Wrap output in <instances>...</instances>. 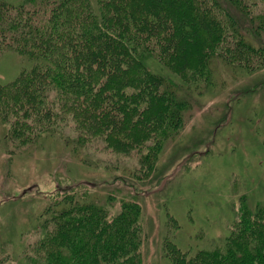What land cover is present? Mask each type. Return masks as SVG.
<instances>
[{"label":"trees","instance_id":"trees-1","mask_svg":"<svg viewBox=\"0 0 264 264\" xmlns=\"http://www.w3.org/2000/svg\"><path fill=\"white\" fill-rule=\"evenodd\" d=\"M5 49L32 65L0 80V134L18 148L61 135L83 164L119 170L126 184L106 193L58 184L27 227L37 235L0 264H141L143 207L127 187L155 175L192 93L212 83L215 57L245 72L264 67V0H0ZM69 118L73 134L63 133ZM99 142L114 158L84 157ZM166 224L171 264H264V202L245 192L210 247L182 249L170 237L177 219Z\"/></svg>","mask_w":264,"mask_h":264},{"label":"rangeland","instance_id":"rangeland-1","mask_svg":"<svg viewBox=\"0 0 264 264\" xmlns=\"http://www.w3.org/2000/svg\"><path fill=\"white\" fill-rule=\"evenodd\" d=\"M31 65L25 56L5 49L0 52V80H13ZM212 70L208 89L192 93L196 101L192 100L184 128L165 145L155 175L127 187H135L143 207L141 264H171L163 248L169 214L178 225H172L170 237L193 253L226 237L243 192L252 202H264V67L245 72L215 57ZM70 120L65 134H73ZM90 146L82 150L90 161L114 158L100 142ZM79 155L61 135L18 148L0 134V258L14 248L19 251L21 240L37 235L27 227L43 208L46 193L58 184L86 183L102 193L125 186L115 177L119 170L83 164ZM124 161L123 165L135 163Z\"/></svg>","mask_w":264,"mask_h":264}]
</instances>
